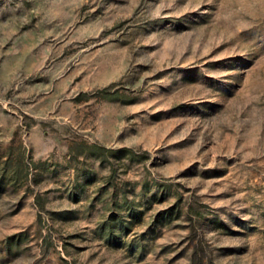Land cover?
<instances>
[{
	"label": "rangeland",
	"instance_id": "rangeland-1",
	"mask_svg": "<svg viewBox=\"0 0 264 264\" xmlns=\"http://www.w3.org/2000/svg\"><path fill=\"white\" fill-rule=\"evenodd\" d=\"M18 143L0 264H264V0H0V156ZM124 195L142 218L106 243Z\"/></svg>",
	"mask_w": 264,
	"mask_h": 264
},
{
	"label": "trees",
	"instance_id": "trees-1",
	"mask_svg": "<svg viewBox=\"0 0 264 264\" xmlns=\"http://www.w3.org/2000/svg\"><path fill=\"white\" fill-rule=\"evenodd\" d=\"M103 98H119V95L104 86L98 91ZM127 100V99H124ZM88 146L87 152L91 156L107 159L108 156L120 157L127 155L130 159L139 158L142 154L137 153L129 147L108 148L101 144L91 143ZM35 163L26 159V153L21 143L15 147L8 145L6 154L0 156V193H2L7 185L14 187L25 185L27 180L31 178V169ZM36 204L40 205L39 195L35 193L34 198ZM180 209L176 203H172L165 208L159 209L154 216L155 221L161 223L170 222L172 219L179 217ZM197 218H201L202 212L197 209L194 210ZM143 214V207L140 202L133 198L122 196L120 202L114 201L113 208L108 214L99 221L96 226V232L109 244L121 243V236L126 234L133 223L141 220ZM23 233H12L5 237L6 250H10L16 239L21 238Z\"/></svg>",
	"mask_w": 264,
	"mask_h": 264
}]
</instances>
